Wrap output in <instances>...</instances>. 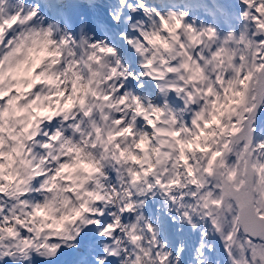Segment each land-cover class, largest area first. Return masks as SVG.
Returning a JSON list of instances; mask_svg holds the SVG:
<instances>
[{"label": "snow or ice", "instance_id": "1", "mask_svg": "<svg viewBox=\"0 0 264 264\" xmlns=\"http://www.w3.org/2000/svg\"><path fill=\"white\" fill-rule=\"evenodd\" d=\"M43 9L41 0H0V76L22 73L19 82L27 85L67 68L74 79L64 111L82 90L78 102L84 111L76 119L91 118L97 134L101 129L87 96L108 102L116 86L108 89L104 81L131 73L117 80H124L117 95L125 101V89L135 91L141 80L138 56L153 51L168 74L190 73L187 79L197 91L196 82L207 78L202 94L211 103L206 112L185 115L181 126L170 91L175 124L165 133L172 138L170 150L154 149L156 165L130 149L121 152L131 162L126 173L115 171V164L112 169L89 164V176L99 170L107 178L85 191L87 199L64 217L73 226L61 225L55 237L32 236L31 229L25 236L0 215V233L19 240L13 246L0 238V264H264V0H44ZM209 68L215 69L211 75ZM145 87L154 94L150 84ZM32 91L39 100L34 84ZM183 91L194 99L191 88ZM221 93L227 100L238 97L239 110L220 111ZM16 99L0 100V115L10 106L27 107ZM160 102L158 97L155 103ZM141 116L148 119L143 109L135 121L117 119L116 135L133 133L131 124L139 128ZM114 138L110 133L109 140ZM140 140L136 147L143 149L144 137ZM67 151L79 158L82 149L69 143Z\"/></svg>", "mask_w": 264, "mask_h": 264}, {"label": "clouds", "instance_id": "2", "mask_svg": "<svg viewBox=\"0 0 264 264\" xmlns=\"http://www.w3.org/2000/svg\"><path fill=\"white\" fill-rule=\"evenodd\" d=\"M23 54L22 52L20 55ZM111 59L117 60L119 57L113 56ZM148 60H151L152 64L145 66ZM136 65L142 69L137 73L141 80L136 83L135 91L131 86L125 89L128 93L125 101L121 102L120 96L117 95L124 80H120L119 84L117 80L131 73H117L112 77L111 84L104 81V86L108 89L116 86L109 92L111 99L108 102L87 96L88 103L95 109V120L101 129L99 134L92 126L91 118L81 115L79 120L76 119L77 114L84 111L78 102L85 96L82 90L76 93L77 102L73 108L67 113L64 111L67 107L65 93L71 95V80L74 79L67 68L64 69L63 75L37 77L27 85L19 82L22 73L5 71L0 76V85L4 87L0 100L7 104V97L14 96L17 98L16 104L27 106L23 110L10 106L6 114L0 115V215L5 218V223L10 222L9 226L25 236L29 235L26 230L31 229L32 236L55 237L61 231V225L67 228L73 226L64 217L73 216L71 209L79 207L82 200L87 199L85 191L95 188L101 176L107 178V172L99 170L91 172L89 176V164H95L97 169H112L115 164V171L126 173L125 165L130 167L131 162L121 159V152L127 154L130 149L142 161L147 158L148 162L156 165L158 157L154 149L170 150L167 142L172 138L165 134L175 127L168 99L170 91L174 92L171 96V101L174 102L171 107L174 108L175 117L180 120L181 126L185 115L197 110H208L211 102L206 94H202L209 87L207 78L196 82L200 89L197 91L192 81L187 79L190 73L168 74L167 66L160 62V53L155 51L147 57L138 56ZM56 67L58 68V65ZM123 67L126 69L127 64ZM214 71V68H209V75ZM145 77L147 79H144ZM33 84L41 95L39 100L32 91ZM149 84L155 90L154 94H147L145 86ZM77 87H80L79 81ZM187 88H191L194 99H188V93L183 91ZM21 93L30 95L21 96ZM133 95L135 99H131ZM220 96V111H226V107L239 110L236 103L238 97L227 100L223 93ZM158 97L161 102L156 104ZM137 101H140L139 105ZM201 101L203 103H200ZM192 104H197L198 108L190 107ZM141 109L148 119L141 116L143 123L139 128L135 123L131 124L133 133L116 135L120 126L115 121H123L125 117H129L130 122L135 121L136 117L141 115ZM120 113L123 115H119ZM224 119L227 121V116ZM149 120L152 123H149ZM71 121H74L75 125ZM110 133L115 137L111 141ZM133 136L136 139H133ZM141 136L144 137L143 149L136 147L141 143ZM162 141L165 143L162 144ZM69 143L73 148L82 149L79 158L75 152L67 151ZM113 157L116 159L113 160ZM159 159L163 160V157ZM62 163L70 164L71 167L61 169ZM114 179L119 184L120 177ZM119 203L116 202L117 207ZM38 212L40 214H37ZM0 238L13 246L19 243V240L9 238L6 232L0 233Z\"/></svg>", "mask_w": 264, "mask_h": 264}]
</instances>
